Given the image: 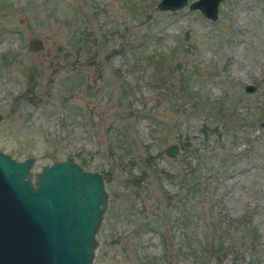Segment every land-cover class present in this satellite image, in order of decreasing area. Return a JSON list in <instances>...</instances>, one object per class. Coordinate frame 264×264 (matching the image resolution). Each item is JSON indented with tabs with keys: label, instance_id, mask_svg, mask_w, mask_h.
<instances>
[{
	"label": "rangeland",
	"instance_id": "rangeland-1",
	"mask_svg": "<svg viewBox=\"0 0 264 264\" xmlns=\"http://www.w3.org/2000/svg\"><path fill=\"white\" fill-rule=\"evenodd\" d=\"M158 1L0 0V150L102 175L95 264H264V0Z\"/></svg>",
	"mask_w": 264,
	"mask_h": 264
},
{
	"label": "water",
	"instance_id": "water-1",
	"mask_svg": "<svg viewBox=\"0 0 264 264\" xmlns=\"http://www.w3.org/2000/svg\"><path fill=\"white\" fill-rule=\"evenodd\" d=\"M220 1L192 0L187 8L214 21ZM186 2L159 0L156 8L173 12ZM26 48L41 50V40H28ZM177 153L175 145L164 149L168 157ZM32 163L0 150V264H95V234L107 205L102 175L84 170L70 154L38 172H30Z\"/></svg>",
	"mask_w": 264,
	"mask_h": 264
}]
</instances>
